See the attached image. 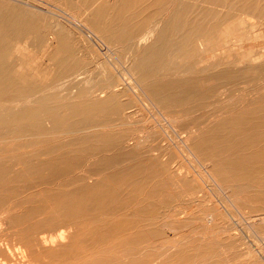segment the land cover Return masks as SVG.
Listing matches in <instances>:
<instances>
[{
  "label": "rangeland",
  "instance_id": "obj_1",
  "mask_svg": "<svg viewBox=\"0 0 264 264\" xmlns=\"http://www.w3.org/2000/svg\"><path fill=\"white\" fill-rule=\"evenodd\" d=\"M162 1L0 0V7L15 8L23 12L25 18L35 25L21 38H12L9 44L11 59L17 62L18 69L23 68L19 69V75L24 72L26 79L32 82L31 92H28L23 104L16 101L7 106L0 105V110L9 108L14 117H7L4 121L0 118V160L3 158L0 163V208L3 206L0 209V264H71L73 258L72 254H68L69 251L89 250V247L82 248L78 239L86 236L85 232L93 228V223L98 229L100 226L109 230L113 226V220L130 219L129 217L132 222L141 218L142 222L138 220V224L143 229L156 231L158 237L134 247L136 249L118 245L110 248L107 240L104 241L105 244L101 243L100 246L104 251H109L117 263L134 264L139 259L142 264H264V169L245 166L247 172L242 174L235 164L239 160L253 159L258 154V146L244 144L252 136L237 131V119L245 118L253 120L252 123L264 125V0ZM124 6L126 13L115 15L124 18L126 14L130 28H136L142 21V34L147 33L150 37L144 39L146 42L139 40L140 37H109L97 33L96 29L102 30L103 24H99L95 15H85L90 10L111 8L110 14H114V11H119ZM74 17L84 25L77 24ZM120 19L116 21L120 23ZM153 29L156 33L152 32V35L149 31ZM209 29L210 34L206 33ZM90 30L94 32L90 33ZM160 30L165 33L164 38L157 35ZM57 40L63 44H58ZM159 50L163 69L161 72H151L152 76L146 75L150 77L143 81L145 78L140 73V65L145 62L143 59L155 55ZM56 58L69 64L65 65L68 66L67 70L75 66L73 69L80 75L79 81L65 78L62 80L64 85L55 86ZM109 82L118 85L110 90L116 93L113 100L108 99V92H103L104 88H101ZM148 82L167 87L177 108L173 105L166 106L153 96L149 92L151 85ZM71 105L77 107L76 110ZM127 138V141L130 139L129 143ZM257 138L264 140V135ZM68 154L69 159L73 157L70 161ZM128 154H133V159L140 155L141 159L137 158L141 160L140 163L137 159L132 161ZM142 158L146 160L143 162ZM212 158L214 159L211 161ZM152 170L158 171L153 175L152 183L160 184L167 180L165 187L150 192L142 186L144 184L140 178L142 180L143 177L136 178L137 182H133L135 173L137 176H143L146 172L152 175ZM120 171L125 175L119 174ZM61 175L65 178H61ZM72 178L75 184L72 183ZM11 180L14 184L10 183ZM18 180H21V184ZM56 181L62 182L59 189ZM66 181L67 184L64 185ZM10 184L16 187H10ZM188 185H192L194 190H189ZM40 186L42 189H39ZM52 187L57 188L53 190ZM33 191L35 192L32 193ZM83 199L88 200L90 205L85 211H79L81 218L75 219L76 211L72 206L70 209V205ZM43 201H47L50 206L47 202L42 203ZM144 206L146 210L141 211ZM214 210L220 214L219 227L207 223L203 225L198 220L202 214L204 216ZM40 211L43 213L40 214ZM12 212L17 214L13 215L15 218ZM18 212H22V215ZM151 212L155 214H150ZM37 213L44 216L39 217ZM41 219L56 222L77 220L73 225L77 233L75 240L70 242L66 239L63 242V246L69 245L70 248L62 251L48 246L50 250L45 253L40 247H31V255H28L23 247L21 233L16 234L12 227L19 230L18 227L22 224L20 231L24 232L37 227ZM19 221L21 224L17 226ZM22 227L25 229H21ZM205 229L208 230L207 233ZM16 247L21 251H16ZM182 254L186 258H181ZM119 257L125 260H120Z\"/></svg>",
  "mask_w": 264,
  "mask_h": 264
},
{
  "label": "bare ground",
  "instance_id": "obj_2",
  "mask_svg": "<svg viewBox=\"0 0 264 264\" xmlns=\"http://www.w3.org/2000/svg\"><path fill=\"white\" fill-rule=\"evenodd\" d=\"M133 1V0H132ZM147 1V0H146ZM153 1V0H152ZM164 1V0H163ZM162 1V2H163ZM167 1V0H166ZM83 2V1H82ZM124 2V1H123ZM122 2V3H123ZM127 2V1H126ZM129 2V1H128ZM169 2V1H168ZM225 2V1H224ZM121 3V4H122ZM130 3V2H129ZM138 3H139V1H138ZM81 4V3H80ZM116 4V3H115ZM124 4V3H123ZM133 5L135 4V3H132ZM137 4V3H136ZM144 5V4H143ZM161 5V4H160ZM225 5V4H224ZM117 6H119V5H117ZM135 6V5H134ZM139 6H142V5H139ZM138 6V7H139ZM145 6V5H144ZM108 8L110 7V5L109 6H107ZM128 7V6H127ZM130 7V6H129ZM149 7V6H148ZM187 7V6H186ZM237 7V6H236ZM97 8H99V7H97ZM116 8V7H115ZM115 8H113V9H115ZM132 8H133V6H132ZM131 8V9H132ZM85 9V8H84ZM112 9V8H111ZM111 9H106V10H100V9H97V10H90V13H88V14H85V15H87L86 17H89L91 14H93V15H95L96 16V18L98 19V21H99V24L100 25H102L103 24V29L101 30L100 28H98V29H96V31H97V33H101L102 35H105V36H112V37H115V36H118V35H121V36H123V37H125V36H127V37H132V36H134V38L135 37H140V38H138L139 40H144V39H147L148 37H149V35H147V33L145 34L144 33V35L142 34V21H141V19H140V23H138V25H136V28H130V27H128V25H127V23H128V21H127V16H126V14L124 15V18L123 17H118V16H116V15H118V13L121 15V13H126V11H127V9L125 10V6H124V8L123 9H121V10H119V11H114L115 13L114 14H110V11L109 10H111ZM88 10H89V8H88ZM174 10V9H173ZM180 10H182L181 8H180ZM179 10V11H180ZM256 10V9H255ZM82 12H83V10H81ZM131 11V10H130ZM183 11V10H182ZM248 11V10H247ZM254 11V10H253ZM80 12V11H79ZM85 12H86V10H85ZM88 12V11H87ZM133 12H135V11H133ZM139 12V11H138ZM177 12V11H176ZM255 12V11H254ZM84 13V12H83ZM112 13V12H111ZM217 13V12H216ZM116 14V15H115ZM136 14V13H135ZM173 14V13H172ZM256 15H257V13H255ZM84 15V14H83ZM119 15V16H120ZM122 15V16H123ZM131 14H129V16H130ZM174 15V14H173ZM217 15V14H216ZM218 15H220V14H218ZM128 16V17H129ZM140 16H142V15H140ZM202 16V15H201ZM200 16V17H201ZM85 17V16H84ZM83 17V18H84ZM85 17V18H86ZM133 17V16H132ZM171 17V16H170ZM121 18V19H120ZM136 18V17H135ZM135 18H134V20H135ZM142 18V17H141ZM88 19L89 18H87V21H88ZM121 20L120 21V23H119V21H116V20ZM137 19V18H136ZM138 19H139V17H138ZM74 20L76 21V23L77 24H80V25H84V23L81 21V20H79V19H76L75 17H74ZM162 20V19H161ZM212 20V19H211ZM93 21V20H92ZM136 21V20H135ZM176 21V20H175ZM195 21V20H194ZM213 21V20H212ZM222 23V22H221ZM200 25V24H199ZM35 25L33 24V22L30 20H28L27 18H25V16H24V13L23 12H20V11H18V10H16L15 8H12V9H6L5 7L3 8V7H0V105H2V104H4V105H8L9 103H12V102H22V104H23V102L25 101V99L27 98V95H28V92L30 91V89L32 88V82L31 81H28L27 79H26V76H25V74H24V72H21V75H19V69H21V68H19L18 69V64H17V62L15 61V60H12L11 59V56H10V52H11V50H10V48H9V44H10V42H11V39L12 38H21L23 35H25V34H27L29 31H31L32 29H33V27H34ZM162 26V25H161ZM174 26V25H173ZM164 27V26H163ZM128 28V29H127ZM155 28V27H154ZM174 28V27H173ZM186 28V27H185ZM172 30V29H171ZM170 30V31H171ZM201 30V29H200ZM89 31V30H88ZM99 31V32H98ZM145 31H146V29H145ZM211 31V29H209V30H207L206 31V33H209ZM91 32H94V31H91L90 30V33ZM152 32H155L156 33V31H155V29H153V30H150L149 31V33H152ZM174 32V31H173ZM202 32H203V30H202ZM170 33V32H169ZM175 33V32H174ZM210 34V33H209ZM96 35V34H95ZM152 35H153V33H152ZM157 35H160L161 37H165L166 35H165V33L162 31V30H160V32H158L157 33ZM176 35V34H175ZM150 38V37H149ZM170 40V39H169ZM145 41V40H144ZM57 42H58V44H63L62 43V41H60V40H57ZM139 42V41H138ZM146 42V41H145ZM188 46H190V45H188ZM195 46V45H194ZM198 51V50H197ZM161 50H159L155 55H151L150 57H147V59H143V61H145L143 64H141L140 66H141V70H140V73H141V75H143V76H141L142 78H145L143 81H145L146 80V78L148 77V76H146V75H151L150 73L151 72H153L154 73V71H156V72H161V70L163 69V64H162V61L160 60V57H161ZM163 57H165V56H163ZM199 57V56H198ZM15 59V58H14ZM68 59L66 58V61H67ZM21 62V61H20ZM71 62V61H70ZM185 62V61H184ZM67 63V62H66ZM73 64V63H72ZM179 64V63H178ZM185 64V63H184ZM65 65H69V64H65V63H63V61H61V59L60 58H56V64L54 65V66H56V72H55V74H56V78H57V80L55 81V83H54V85L55 86H61V85H64V83L62 82V80L63 79H69V80H75V81H79V74H78V72L76 73L75 72V66L73 67V65H71L73 68L70 70V69H68L67 70V67L68 66H65ZM75 65V64H74ZM70 66V67H71ZM23 69V68H22ZM22 71V70H21ZM152 73V74H153ZM145 76V77H144ZM152 76V75H151ZM141 77H139L140 78V80H141ZM150 77V76H149ZM148 77V78H149ZM143 81H140V82H142L143 83ZM149 81V80H148ZM57 82H58V84H57ZM152 82V81H151ZM155 82V81H154ZM172 82H174V81H172ZM106 83V82H105ZM109 83H111V82H109ZM109 83H107V85L106 86H104V87H101V88H104V90H103V92L104 91H106V92H108V99L110 98V100H113L114 99V95L116 94L115 92H113V91H110L111 89H113V88H115V87H117L118 85H116V84H114V83H111V84H109ZM146 83V82H145ZM149 83V82H148ZM69 84V83H68ZM35 85V84H34ZM151 84L149 83V86H150ZM115 86V87H114ZM63 87V86H62ZM100 88V89H101ZM189 88V87H188ZM96 89V88H95ZM99 89V90H100ZM183 89V88H182ZM36 90V89H35ZM34 90V91H35ZM94 90V89H93ZM92 90V91H93ZM117 90V89H116ZM173 90H175V89H173ZM189 91V90H188ZM31 92V91H30ZM149 92L153 95V96H155V97H157L159 100H160V102H162L164 105H166V106H171V105H173V106H176V108H177V105L176 104H173V101H172V96H171V94H170V92H169V90H168V88L167 87H163V86H158L157 84H153V85H151L150 86V89H149ZM81 93H83V95H84V92L82 91ZM80 93V94H81ZM173 93V92H172ZM51 95V94H50ZM83 95H81V96H83ZM41 97V96H40ZM52 97V96H51ZM55 97V96H54ZM74 97V96H73ZM79 97V96H78ZM84 97V96H83ZM39 98V97H38ZM37 98V99H38ZM64 98H66V97H64ZM67 98H68V96H67ZM66 98V99H67ZM86 98H87V95H86ZM32 100V99H31ZM44 100H45V98H44ZM48 100V99H47ZM156 100V99H155ZM41 101H42V99H41ZM49 101V100H48ZM101 101H102V99H101ZM32 102H33V100H32ZM51 102V101H50ZM259 102V101H258ZM85 103V102H84ZM87 103H88V101H87ZM90 103V102H89ZM115 103V102H114ZM161 103V104H162ZM45 104H46V102H45ZM83 104V103H82ZM81 104V105H82ZM109 104H112V103H109ZM28 105V104H27ZM44 105V104H43ZM48 105V104H47ZM73 105V104H72ZM71 105V106H72ZM88 105V104H87ZM114 105V104H113ZM105 106H106V104H105ZM261 106V105H260ZM2 107H3V105H2ZM12 107V106H11ZM72 107H74L75 108V110H76V108L77 107H75V106H72ZM89 108H90V106H88ZM109 107V106H108ZM117 107V106H116ZM119 107V106H118ZM0 108H1V106H0ZM14 109V108H13ZM12 109V110H13ZM19 109V108H18ZM21 109V108H20ZM30 109V108H29ZM81 109V108H80ZM84 109H87V108H85L84 107ZM35 110V109H34ZM45 110H47V109H45ZM90 110H91V108H90ZM260 110H262V109H260ZM17 111V110H16ZM26 111V110H25ZM37 111V110H36ZM48 111V110H47ZM81 111H83L82 109H81ZM87 111H89L88 109H87ZM221 111V110H220ZM14 112H15V110H14ZM74 112H77V111H74ZM262 112V111H261ZM13 113V112H12ZM12 113L9 111V108L6 110H0V118L2 117L3 118V121L7 118V117H10L11 115H12ZM21 113V112H20ZM35 113V112H34ZM83 113V112H82ZM90 113V112H89ZM263 113V112H262ZM15 114V113H14ZM18 114V113H17ZM45 114V113H44ZM59 114V113H58ZM91 114V113H90ZM16 115V114H15ZM56 115V114H55ZM65 115V114H64ZM67 115V114H66ZM76 115V114H75ZM250 115V114H249ZM86 116V115H85ZM90 116V115H89ZM240 116V115H239ZM255 116V115H254ZM37 117V116H36ZM56 117V116H55ZM75 117V116H74ZM11 118H14V117H12L11 116ZM20 119H23V118H21V117H19ZM35 118V117H34ZM54 118V117H53ZM56 118H58V117H56ZM69 118V117H68ZM86 118V117H85ZM92 118V117H91ZM241 118H242V116H241ZM254 118V117H253ZM64 119V118H63ZM77 119V118H76ZM84 119V118H83ZM95 119V118H94ZM256 119V118H255ZM11 120V119H10ZM13 120V119H12ZM26 120V119H25ZM54 120H55V118H54ZM61 120V119H60ZM72 120V119H71ZM75 119H73V121H74ZM93 120V119H92ZM238 121H236V128L238 129L237 131L239 132V133H241V134H246V135H250V136H252V138H250L248 141H246V143H244L245 145H254L255 144V146H258V147H256V151L258 152V154H256V156L253 158V159H247V160H239L238 161V163L237 162H235V164L240 168L238 171H240V172H242V174H245L246 172H247V170L245 169V166H251V167H255V168H258V169H260V170H263L264 169V140H260V138H257V137H259L260 135H264V133H263V131L262 130H264V125H261V124H256V123H252V121L251 120H248V119H245V118H243V119H237ZM258 120V119H257ZM14 122H15V120H13ZM21 121V120H20ZM51 121V120H50ZM90 121V120H89ZM104 121V120H103ZM42 122V121H41ZM64 122V121H63ZM72 122V121H71ZM70 122V123H71ZM99 122V121H98ZM13 123V122H12ZM20 122H18L17 124L18 125H21V124H19ZM43 123H45V122H43ZM47 123V122H46ZM75 123V122H74ZM101 124L103 123V122H100ZM5 124V123H4ZM6 124H8L7 122H6ZM80 124V123H79ZM9 125V124H8ZM28 125V124H27ZM50 125V124H49ZM12 126V125H11ZM33 126H34V124H33ZM78 126V125H77ZM81 126V125H80ZM1 127V126H0ZM35 127V126H34ZM24 128V127H23ZM85 129V128H84ZM105 129V128H104ZM188 129V128H187ZM235 129V128H234ZM26 130V129H25ZM35 130V129H34ZM5 131V130H4ZM236 131V132H237ZM2 132V131H1ZM9 132V131H8ZM19 134H21L20 133V131H17ZM25 132V131H24ZM23 132V133H24ZM28 132V131H27ZM26 132V133H27ZM10 133H11V131H10ZM1 134V133H0ZM5 134H6V131H5ZM4 134V135H5ZM8 134V133H7ZM25 134V133H24ZM53 135V134H52ZM102 135V134H101ZM130 135V134H129ZM226 135V134H225ZM23 136H25V135H23ZM22 136V137H23ZM33 136V135H32ZM104 136V135H103ZM193 136V135H192ZM191 136V137H192ZM20 137V136H19ZM42 137V136H41ZM51 137V136H50ZM63 137V136H62ZM130 137V136H129ZM128 137V138H129ZM128 138L126 139V141L128 140ZM11 139V138H10ZM10 139H8L9 141H10ZM13 139V138H12ZM84 139H85V137H84ZM134 139V138H133ZM261 139H263V138H261ZM20 141H22V139H21V137H20V139H19ZM38 140V139H37ZM39 140H40V138H39ZM56 140V139H55ZM92 140H93V136H92ZM98 140V139H97ZM100 140V139H99ZM102 140V139H101ZM120 140V139H119ZM139 140V139H138ZM137 140V142H139ZM13 141V140H12ZM11 141V142H12ZM26 141H28V139L26 140ZM41 141V140H40ZM71 141V140H70ZM93 141H95V140H93ZM103 141V140H102ZM129 141H130V139H129ZM129 141H127L128 143H129ZM14 142V141H13ZM37 142V141H36ZM39 142V141H38ZM42 142H43V140H42ZM42 142H40V143H42ZM76 143V141H73V143ZM101 142V141H100ZM113 142V141H112ZM16 143V142H15ZM26 143H28V142H26ZM59 143V142H58ZM65 143V142H64ZM79 143V142H78ZM99 143V142H98ZM102 143V142H101ZM114 143V142H113ZM30 144V143H29ZM63 144V143H62ZM66 144V143H65ZM72 144V143H71ZM89 144V143H88ZM236 144H238V143H236ZM242 144V143H241ZM16 145H18V143H16ZM64 145V144H63ZM68 145V144H67ZM87 145V144H86ZM220 145V144H219ZM240 145V144H239ZM54 146V145H53ZM88 146V145H87ZM236 146V145H235ZM243 146V145H242ZM255 146H253V147H255ZM14 147V146H13ZM21 147V146H20ZM58 147V146H57ZM57 147H54L55 149L57 148ZM69 147H72V146H69ZM220 147V146H219ZM234 147V146H233ZM232 147V148H233ZM12 148V147H11ZM16 148V147H15ZM61 148V147H60ZM63 148V147H62ZM61 148V149H62ZM127 148V147H126ZM212 148V147H211ZM223 148V147H222ZM241 148H243V147H241ZM248 148V147H247ZM251 148V147H250ZM7 149V148H6ZM17 149V148H16ZM235 149V148H234ZM10 150V149H9ZM8 150V151H9ZM15 150V149H14ZM65 150H67V149H65ZM78 150H79V148H78ZM129 150V149H128ZM128 150H127V152L126 153H128ZM144 150V149H143ZM204 150H206V149H203V151ZM208 150V149H207ZM241 150V149H240ZM239 150V151H240ZM67 151H71V150H67ZM66 151V152H67ZM74 151V150H73ZM72 151V152H73ZM75 151L77 152V150L75 149ZM133 151V150H132ZM196 151V150H195ZM238 151V152H239ZM242 151H244V152H246L245 150H242ZM22 152V151H21ZM72 152H70V153H72ZM78 152H80V150L78 151ZM124 152H125V150H124ZM130 152V151H129ZM136 152V151H135ZM134 152V153H135ZM237 152V153H238ZM243 152V153H244ZM142 153V152H141ZM201 153V152H200ZM236 153V152H235ZM240 153V152H239ZM13 154V153H12ZM207 154H208V152H207ZM226 154V153H225ZM229 154V153H228ZM25 155V154H24ZM47 155V154H46ZM63 155H65V154H63ZM77 155V154H76ZM97 155V154H96ZM125 155V154H124ZM136 155V154H135ZM142 155V154H141ZM227 155V154H226ZM243 155V154H242ZM48 156H49V154H48ZM50 156H52V155H50ZM54 156V155H53ZM57 156V155H56ZM55 156V157H56ZM72 156V155H71ZM128 156H129V154H128ZM131 156H133V157H135L133 154L131 155ZM131 156H129V157H131ZM144 156V155H143ZM228 156V155H227ZM36 157V156H35ZM61 157V156H60ZM78 157V156H77ZM231 157V156H230ZM10 158V157H9ZM29 158H30V156H29ZM34 158V157H33ZM37 158V157H36ZM51 158V157H50ZM53 158V157H52ZM68 159L70 158V155L68 154V157H67ZM66 158V160H68ZM79 158V157H78ZM126 158V157H125ZM128 158V157H127ZM132 158V157H131ZM131 158L129 159V160H131ZM137 158H139V159H141L140 158V155H139V157H137ZM137 158H134V159H137ZM144 158V157H143ZM142 158V159H143ZM146 158V157H145ZM3 159V158H2ZM1 159V160H2ZM31 159V158H30ZM60 159V158H59ZM71 159H73V157L71 158ZM71 159H69V161L71 160ZM133 158H132V161L134 160ZM214 158H212V159H210L211 161L213 160ZM0 160V161H1ZM18 160H20V159H18ZM17 160V161H18ZM51 160V159H50ZM54 160V159H53ZM61 160V159H60ZM75 160V159H74ZM138 160V159H137ZM146 159H143V162L145 161ZM5 161V160H4ZM16 160H15V162H17ZM24 161V160H23ZM77 161H78V159H77ZM87 161V160H86ZM139 161V163H140V161L141 160H138ZM137 161V162H138ZM231 161V160H230ZM27 161H25V163H26ZM68 162V161H67ZM89 162V161H88ZM233 162V161H232ZM0 163H2V161L0 162ZM4 163V162H3ZM8 163V162H7ZM18 163V162H17ZM21 163V162H20ZM29 163V162H28ZM66 163V162H65ZM73 163V162H72ZM101 163V162H100ZM138 163V164H139ZM149 163H151V161L149 162ZM153 163V162H152ZM222 163V162H221ZM9 164V163H8ZM45 164V163H44ZM74 164H76V163H74ZM73 164V165H74ZM111 164H112V162H111ZM111 164H110V166H111ZM114 164V163H113ZM141 164H143L142 162H141ZM218 164V163H217ZM227 164V163H226ZM22 165V164H21ZM25 165V164H24ZM29 165V164H28ZM66 165H67V163H66ZM72 165V166H73ZM77 165V164H76ZM76 165H74V166H76ZM84 165V164H83ZM214 165V164H213ZM29 166H31V165H29ZM33 166H35V164L33 165ZM47 166H48V164H47ZM104 167H105V164L103 165ZM215 166V165H214ZM224 166V165H223ZM227 166V165H226ZM237 166H236V168H237ZM26 167V166H25ZM43 167V166H42ZM46 167V166H45ZM82 167V166H81ZM87 167V166H86ZM139 167H140V165H139ZM40 168V167H39ZM54 168V167H53ZM55 168H56V165H55ZM74 168H76V167H74ZM96 168V167H95ZM146 168V167H145ZM9 169V168H8ZM13 169V168H12ZM23 169H25V168H23ZM27 169H29V168H27ZM32 169V168H31ZM36 170H37V168H35ZM41 169V168H40ZM45 169H47V168H45ZM80 169V168H79ZM216 169H218V168H216ZM18 170L20 171V169L18 168ZM30 170V169H29ZM48 170V169H47ZM49 170H51L50 168H49ZM48 170V171H49ZM90 170V169H89ZM104 170V169H103ZM130 170H131V168H130ZM145 170V169H144ZM254 170V169H253ZM13 171H15V170H13ZM41 171V170H40ZM46 171V170H45ZM53 171V170H52ZM52 171H51V174H52ZM105 171V170H104ZM115 171V170H114ZM119 171V170H118ZM137 171H140V170H138L137 169ZM136 171V172H137ZM148 171V170H147ZM153 171V170H152ZM237 171V172H238ZM254 171H256V170H254ZM34 172H35V170H34ZM38 172V171H37ZM67 172H68V169H67ZM107 172V171H106ZM132 172H133V170H132ZM149 172V171H148ZM148 172H146V173H144V174H142L143 176H141V174H140V176L138 175L137 176V174L135 173L134 174V176H135V179H133L134 181L133 182H137L136 180V178H140V177H143L142 178V180H141V178H140V181H141V183H143L144 185H142V186H145V188L146 189H149V191L151 192V190H155L156 188H163V186L165 187L166 186V184H165V182L167 181H163V182H161L160 184H153L152 183V179H154L153 178V175L156 173V172H158V171H156V172H154L153 171V174L152 175H149L148 174ZM236 172V173H237ZM28 173V172H27ZM26 173V174H27ZM41 173V172H40ZM48 173V172H47ZM117 173V172H116ZM119 174L121 173V171L120 172H118ZM138 173V172H137ZM150 174L152 173V172H149ZM171 173V172H170ZM187 173V172H186ZM232 173V172H231ZM260 173V172H259ZM25 174V173H24ZM23 174V175H24ZM44 174V173H43ZM50 174V175H51ZM53 174H54V172H53ZM113 174V173H112ZM123 173H121V175H122ZM139 174V173H138ZM145 174H147V175H145ZM162 174V173H161ZM234 174V173H233ZM9 176H10V174H8ZM12 175V174H11ZM45 175V174H44ZM59 175V174H58ZM69 175H71L72 176V174H70L69 173ZM78 175V174H77ZM95 175V174H94ZM102 175V174H101ZM114 175V174H113ZM116 175V174H115ZM123 175H125V174H123ZM145 175V176H144ZM158 174H156L155 175V178H157L156 176H157ZM13 176H14V173H13ZM13 176H10V177H13ZM27 176V175H26ZM29 176V175H28ZM56 176H57V174H56ZM62 176V175H61ZM68 176V175H67ZM66 176V177H67ZM79 176V175H78ZM159 176H160V174H159ZM180 176V175H179ZM230 176V175H229ZM257 176H259V175H257ZM4 177V176H3ZM10 177H8V180L10 179ZM45 177V176H44ZM64 177V175L61 177V178H63ZM70 177V176H69ZM74 177V176H73ZM124 177V176H123ZM163 177H165V176H163ZM177 177V176H176ZM221 177H222V175H221ZM220 177V178H221ZM233 177V176H232ZM16 179H17V177H15ZM47 178V177H46ZM65 178V177H64ZM107 178H108V174H107ZM2 179V178H1ZM6 179V178H5ZM35 179V178H34ZM68 179V178H67ZM106 179V178H105ZM112 179V178H111ZM128 179V178H127ZM176 179V178H175ZM179 179V178H178ZM243 179V178H242ZM249 179V178H248ZM4 180V179H3ZM7 180V179H6ZM13 180H15V179H13ZM32 180V179H31ZM42 180H43V178H42ZM52 180H54L53 178H52ZM60 180V178L58 179V181ZM68 180H70V179H68ZM79 180V179H78ZM161 180H163V179H161ZM0 181H2V180H0ZM19 181V180H18ZM44 181V180H43ZM62 181V180H61ZM65 180H63L62 182H64ZM72 181H73V178H72ZM82 181H84V180H82ZM129 181V180H128ZM160 181V180H159ZM193 181V180H192ZM233 181H234V179H233ZM12 182V180L10 181V183ZM21 182V180L19 181V184H21L20 183ZM29 182H30V180H29ZM33 182V181H32ZM49 182V181H48ZM57 182V181H56ZM55 182V183H56ZM60 182V181H59ZM59 182H57V184L59 183ZM62 182L61 183H59V185H58V189H59V186L62 184ZM155 182V181H154ZM170 182V181H169ZM178 182V181H177ZM185 182V181H184ZM187 182V181H186ZM1 183V182H0ZM4 183V182H3ZM2 183V184H3ZM13 184H14V182H12ZM11 183V184H12ZM23 183V182H22ZM41 183H42V181H41ZM50 183V182H49ZM49 183H46V185L47 184H49ZM54 183V184H55ZM72 183H74L75 184V182L73 181ZM105 183V182H104ZM231 183V182H230ZM5 184V183H4ZM6 184H7V182H6ZM9 184V183H8ZM10 184V185H11ZM17 184V183H16ZM24 184V183H23ZM22 184V185H23ZM67 184V181H66V183L64 184V185H66ZM69 184V183H68ZM70 184H71V181H70ZM73 184V185H74ZM114 184V183H113ZM134 184V183H133ZM174 184V183H173ZM233 184V183H232ZM29 185V184H28ZM34 185V184H33ZM43 185V184H42ZM46 185H43V186H46ZM49 185H51V183L49 184ZM56 185V184H55ZM99 185V184H98ZM3 186V185H2ZM13 185H11L10 187H12ZM21 186V185H20ZM30 186V185H29ZM53 186V185H52ZM68 186V185H67ZM66 186V187H67ZM82 186V185H81ZM119 186V185H118ZM230 186V185H229ZM7 187H8V185H7ZM14 187H16V186H13V188ZM18 187V186H17ZM32 187V186H31ZM47 187H49V186H47ZM64 187V186H63ZM72 187V186H71ZM188 187V189L190 190L191 189V191L192 190H194V187L192 186V185H188L187 186ZM238 187V186H237ZM260 187V186H259ZM5 188V187H4ZM22 188V187H21ZM33 188V187H32ZM42 189V186H40L39 187V189ZM45 188V187H44ZM55 188H57V187H54V189ZM61 188V187H60ZM103 188V187H102ZM115 188V187H114ZM129 188V187H128ZM131 188V187H130ZM264 188V187H263ZM3 189V188H2ZM51 189H53V187L51 188ZM51 189L49 190V191H51ZM53 189V190H54ZM66 189V188H65ZM74 189V188H73ZM84 189V188H83ZM125 189V188H124ZM134 189V188H133ZM132 189V190H133ZM34 190V189H33ZM67 190V189H66ZM81 190V189H80ZM118 191H119V189H117ZM24 191V190H23ZM78 191V190H77ZM145 191H148V190H145ZM35 191H33L32 193H34ZM40 192H41V190H40ZM43 192H45V190H43ZM58 192V191H57ZM59 192H60V190H59ZM140 192V191H139ZM143 192V191H142ZM163 192H164V190H163ZM182 192V191H181ZM235 192V191H234ZM4 193V192H3ZM27 193V192H26ZM29 193H30V190H29ZM49 193V192H48ZM47 193V194H48ZM77 193V192H76ZM116 193V192H115ZM136 193V192H135ZM148 193V192H147ZM171 192H169V194H170ZM180 193V192H179ZM8 194V193H7ZM44 194V193H43ZM50 194V193H49ZM53 194V192L51 193V195ZM55 194V193H54ZM125 194V193H124ZM137 194V193H136ZM149 194V193H148ZM188 194V193H187ZM256 194V193H255ZM31 194H29V196H30ZM40 195V194H39ZM68 195H71V193L70 194H68ZM126 195V194H125ZM128 195V194H127ZM131 195V194H130ZM144 195H145V192H144ZM153 195V194H152ZM158 195V194H157ZM179 195V194H178ZM191 195H194V194H191ZM27 196V195H26ZM105 196V195H104ZM121 196V195H120ZM172 196H173V194H172ZM176 196H177V193H176ZM4 198L6 197L5 195L3 196ZM20 197V196H19ZM40 197V196H39ZM50 197H52V196H50ZM69 197V196H68ZM123 197V196H122ZM121 197V198H122ZM127 197V196H126ZM145 197V196H144ZM160 197V196H159ZM38 198V197H37ZM37 198H34V199H37ZM41 199L43 198V195L40 197ZM45 198V197H44ZM47 198V197H46ZM49 198V197H48ZM71 198V197H70ZM87 198V197H86ZM93 198V197H92ZM101 198V197H100ZM107 198V197H106ZM109 198V197H108ZM114 198V197H113ZM136 198H137V195H136ZM163 198V197H162ZM175 198V197H174ZM16 199H18V197L16 198ZM30 199V198H29ZM33 199V200H34ZM52 199H53V197H52ZM57 199H59V198H57ZM129 199V198H128ZM134 199V198H133ZM153 199V198H152ZM159 199V198H158ZM258 199V198H257ZM19 200V199H18ZM40 200V199H39ZM84 200V199H83ZM81 200V201H77V202H75V203H73V205H70V209H71V206L72 207H74L73 209H74V211H76V214H75V219H79V211H81V210H84L85 211V209H87V207L90 205L89 204V201L88 200ZM109 200V199H108ZM137 200V199H136ZM155 200V202H156V199H153V201ZM179 200V199H178ZM48 201H49V199H48ZM57 201V200H56ZM61 201V200H60ZM146 201H149V200H146ZM160 201V200H159ZM3 202V201H2ZM35 202H36V200H35ZM47 202V201H46ZM45 202V203H46ZM50 202V201H49ZM52 202V201H51ZM104 202V201H103ZM115 202V201H114ZM135 202V201H134ZM138 202H139V200H138ZM137 202V203H138ZM179 202V201H178ZM177 202V203H178ZM33 203V202H32ZM38 203V202H37ZM42 203H44V201L42 202ZM44 203V204H45ZM93 203H95V202H93ZM106 203V202H105ZM147 203V202H146ZM157 203V202H156ZM2 204V203H1ZM34 204V203H33ZM46 204H48V202L46 203ZM53 204H55V201H54V203ZM52 204V205H53ZM62 204H64V203H62ZM112 204V203H111ZM115 204V203H114ZM49 206H50V204H48ZM93 205V204H92ZM95 205V204H94ZM98 205V204H97ZM121 205V204H120ZM132 205V204H131ZM161 205H162V203H161ZM175 205V204H174ZM32 206V205H31ZM46 206V205H45ZM68 206V205H67ZM135 206V205H134ZM133 206V207H134ZM156 206V205H155ZM6 207V206H5ZM10 207V206H9ZM47 207V206H46ZM52 207V206H51ZM95 207V206H94ZM103 207H104V205H103ZM142 207V206H141ZM1 208H3V206L1 207ZM0 208V209H1ZM14 208V207H13ZM36 208H38V207H36ZM107 209L109 208V206H107L106 207ZM123 208V207H122ZM17 209V208H16ZM45 209V208H44ZM51 209V208H50ZM98 209V208H97ZM113 209V208H112ZM121 209V208H120ZM128 209V208H127ZM130 209V208H129ZM163 209V208H162ZM219 209V208H218ZM95 210V209H94ZM138 210V209H137ZM140 210V209H139ZM145 211L146 210V206H144L142 209H141V211ZM148 210V209H147ZM205 210V209H204ZM203 210V211H204ZM5 211H8V210H5ZM11 211V210H10ZM9 211V212H10ZM44 211V210H43ZM43 211H40V214L41 213H43ZM107 211V210H106ZM105 211V212H106ZM115 211V210H114ZM150 211V210H149ZM159 211V210H158ZM200 211V210H199ZM24 212V211H23ZM55 212V211H54ZM57 212H60V211H57ZM90 212V211H89ZM122 212V211H121ZM123 212H126L125 210H123ZM136 212V214L138 215V212L137 211H135ZM165 212V211H164ZM163 212V213H164ZM169 212V211H168ZM201 212V211H200ZM199 212V213H200ZM7 213V212H6ZM11 213V212H10ZM18 213H20V212H18ZM38 213H39V211H38ZM38 213H37V215H38ZM95 213L97 214V211H95ZM98 213H99V211H98ZM120 213V212H119ZM132 213V212H131ZM143 213V212H142ZM145 213V212H144ZM152 213H154V212H151L150 214H152ZM224 213V212H223ZM16 215L17 216V214L16 213H13L12 212V216L13 215ZM21 215H22V212L20 213ZM36 214V213H35ZM81 214V213H80ZM92 214V213H91ZM94 214V213H93ZM92 214V215H93ZM102 214H104V210H103V212H102ZM101 214V215H102ZM117 214V213H116ZM115 214V215H116ZM127 214H129V213H127ZM140 214V213H139ZM149 214V213H148ZM155 214V213H154ZM156 214H157V212H156ZM160 214V213H159ZM20 215V216H21ZM29 215V214H28ZM33 215V214H32ZM31 215V216H32ZM43 215V214H42ZM41 215V216H42ZM95 215V214H94ZM131 215V214H130ZM137 215H136V217H137ZM141 215V214H140ZM139 215V216H140ZM164 215V214H163ZM220 214L216 211V210H214V212H212V213H210V214H204V216H203V214H202V216H199L198 217V220L203 224V225H205L206 223H207V225H211L212 224V226H214V227H219L220 226V222H221V220H220V216H219ZM16 216H13L14 218L16 217ZM25 216V215H24ZM39 216V215H38ZM41 216H39V217H41ZM44 216V215H43ZM42 216V217H43ZM121 216V215H120ZM134 216V215H133ZM144 216V215H143ZM142 216V217H143ZM146 216H147V214H146ZM145 216V217H146ZM149 216V215H148ZM151 216V215H150ZM172 216V215H171ZM195 216V215H194ZM210 216V218H208ZM12 217V218H13ZM19 217V216H18ZM35 217V216H34ZM37 217V216H36ZM50 217H52V216H50ZM60 217V216H59ZM69 217H71V216H69ZM176 217V216H175ZM3 218V219H2ZM2 220H4V218L5 217H3V215H2ZM13 218V219H14ZM21 218H23V217H21ZM20 218V219H21ZM53 218V217H52ZM81 218V217H80ZM85 218V217H84ZM107 218V217H106ZM110 219H112L111 217H109ZM130 219H124V218H121V219H115V220H113V226H111L112 228L111 229H109V230H104V229H102V228H100V226H99V229H98V227H97V225L96 224H94L93 223V225H91V226H93V228L91 227L90 229H89V231L88 232H85V235L86 236H82V237H80V239H78V243H81L82 245H83V247L82 248H84L85 249V247H89V250H83V251H69L68 252V254H72V258H73V262L71 263V264H120V263H117L116 262V258H114L112 255H110L109 254V251L108 252H106V251H104V249L100 246V244L101 243H104V241H106L107 240V242H109V246H110V248H112V247H115L116 248V246L118 245V246H123V248H128V249H133L134 247H136V246H140V244H142V243H145V242H149V241H151V240H155V239H157V237H158V235H156L157 233H156V231H154V230H150V229H143L139 224H138V220L139 221H141L142 222V220H140L139 218H137V221H136V219L134 220V222H132V221H130L131 220V217H129ZM150 218V217H149ZM13 219H12V222L14 223V221H13ZM26 219H28V218H26ZM25 219V220H26ZM30 219H31V217H30ZM35 219H37V218H35ZM40 219V218H39ZM88 219V218H87ZM151 219H152V217H151ZM163 219V218H162ZM194 219V218H193ZM197 219V218H196ZM17 220H19V219H17ZM33 220V219H32ZM38 220V219H37ZM96 220V219H95ZM148 220H150V219H148ZM198 220H195L196 222L198 221ZM1 221V220H0ZM7 221V220H6ZM5 221V222H6ZM20 221H23L22 219L20 220ZM20 221H19V224H17V226L18 225H20L21 223H20ZM76 222H77V220H75ZM75 221H72V219H69V220H63V221H59V222H56L55 220H47V219H41L40 220V224H38L37 223V227H33V229H29V230H27V231H20V227L22 226V224H21V226H19L18 227V229L19 230H17L16 228V225H15V227L16 228H14V227H12V230L14 231V232H16V234H18V233H21V239H22V243H24L23 244V247L25 248L24 250H25V252L28 254V255H31V253H30V248L31 247H40L41 249H43V251L45 252V253H47L48 252V250H50L49 248H51V249H62V251H64V250H67V247H69V245H65V246H63V242H65L66 241V239H69V241L71 242L74 238H75V236L77 235V233L74 231L75 230V227L73 226L74 224H75ZM89 221V220H88ZM98 221H100V219L98 220ZM103 221V220H102ZM147 221V220H146ZM153 221V220H152ZM203 221H204V223H203ZM4 222V221H3ZM18 222V221H17ZM24 222V221H23ZM92 222V221H91ZM109 221H107V223H108ZM145 222V221H144ZM156 222V221H155ZM174 222V221H173ZM179 222V221H178ZM199 222V223H200ZM13 223H12V225H13ZM168 223V222H167ZM5 224V223H4ZM15 224V223H14ZM89 224V223H88ZM102 224V223H101ZM143 224V223H142ZM158 224V223H157ZM2 225V224H1ZM26 225V224H25ZM24 225V226H25ZM98 225H100V224H98ZM103 225V224H102ZM154 225V224H153ZM172 225V224H171ZM202 225V226H203ZM27 226V225H26ZM25 226V227H26ZM160 226V225H159ZM105 227V226H104ZM170 227V226H169ZM172 227V226H171ZM170 227V228H171ZM187 227V226H186ZM200 227V226H199ZM205 227V226H204ZM209 227V226H208ZM27 228V227H26ZM185 228V227H184ZM192 228H193V226H192ZM16 229V230H15ZM21 229H25L24 227H22ZM102 229V230H101ZM169 229V228H168ZM186 229V228H185ZM189 229V228H188ZM232 229V228H231ZM2 230V229H1ZM0 230V231H1ZM3 230H5L4 228H3ZM156 230V229H155ZM190 230V229H189ZM230 230V229H229ZM157 231H158V229H157ZM195 231V230H194ZM210 231V230H209ZM79 232V231H78ZM82 232V231H81ZM83 232H84V230H83ZM205 232L207 233L208 232V230H206L205 229ZM196 233V232H195ZM182 235H184V234H182ZM12 237V236H11ZM17 237H18V235H17ZM8 238H10V237H8ZM1 239V238H0ZM21 239H20V242H21ZM75 240V239H74ZM84 241L86 242V243H84ZM211 241V240H210ZM73 242V241H72ZM154 242V241H153ZM1 243V242H0ZM191 243V242H190ZM77 244V243H76ZM81 244H78L79 246L81 245ZM105 244V243H104ZM104 244H102V245H104ZM179 244V243H178ZM177 244V245H178ZM181 244V243H180ZM20 245V244H19ZM108 245V244H107ZM106 245V246H107ZM48 246H50L49 248H48ZM55 246V247H54ZM163 246V245H162ZM3 247V246H2ZM15 247V246H14ZM108 247V246H107ZM193 247V246H192ZM203 247V246H202ZM9 248V247H8ZM20 248V247H19ZM70 248V247H69ZM145 248V247H144ZM148 248H150V247H148ZM5 249V248H4ZM10 249V248H9ZM23 249V248H22ZM73 248H71V250H72ZM134 249H136V248H134ZM16 251H18V250H20V249H17V247H16V249H15ZM79 250V249H78ZM115 250V249H114ZM143 250V249H142ZM8 251H11V250H8ZM21 251V250H20ZM42 251V250H41ZM43 251L41 252V253H43ZM25 252H24V254H25ZM40 252V251H39ZM118 252V251H117ZM129 252V251H128ZM132 252V251H131ZM147 252V251H146ZM40 253V254H41ZM59 253V252H58ZM132 253H134V252H132ZM12 254H13V252H12ZM1 255V254H0ZM4 255H6V254H4ZM43 255H44V253H43ZM62 255V254H61ZM120 255V254H119ZM118 255V256H119ZM135 255V254H134ZM175 255V254H174ZM181 255V254H180ZM183 256H181V258H183L184 256H185V258H186V255L185 254H182ZM191 254H189V256H190ZM55 256V255H54ZM121 256V255H120ZM130 256V255H129ZM192 256V255H191ZM10 257H13V255H11ZM22 257L24 258V256H23V252H22ZM40 257V256H39ZM58 257V256H57ZM140 257V256H139ZM207 257H208V255H207ZM210 257H211V255H210ZM37 258H38V256H37ZM60 258H61V256H60ZM123 258V257H122ZM146 258V257H145ZM119 259H120V257H119ZM124 260H125V258H123ZM123 259H120V260H123ZM126 259H127V256H126ZM50 260V259H49ZM118 260V259H117ZM128 260V259H127ZM133 260V259H132ZM170 260V259H169ZM4 261V260H3ZM2 261V262H3ZM47 261H48V259H47ZM46 261V262H47ZM51 261V260H50ZM168 261V260H167ZM32 262V261H31ZM69 262V261H68ZM67 262V263H68ZM118 262H119V260H118ZM123 262V261H122ZM131 262V261H130ZM203 262V261H202ZM5 263V262H4ZM8 263V262H7ZM14 263V262H13ZM12 263V264H13ZM50 263V262H49ZM11 264V263H10ZM33 264V263H32ZM122 264V263H121ZM134 264H142V263H140V261H139V259H137L136 261H135V263ZM197 264V263H196ZM202 264V263H201Z\"/></svg>",
  "mask_w": 264,
  "mask_h": 264
}]
</instances>
